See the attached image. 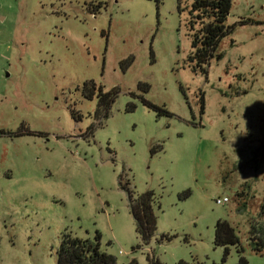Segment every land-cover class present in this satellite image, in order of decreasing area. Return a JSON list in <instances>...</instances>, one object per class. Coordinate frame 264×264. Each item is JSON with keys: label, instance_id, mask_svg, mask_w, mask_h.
Listing matches in <instances>:
<instances>
[{"label": "rangeland", "instance_id": "obj_1", "mask_svg": "<svg viewBox=\"0 0 264 264\" xmlns=\"http://www.w3.org/2000/svg\"><path fill=\"white\" fill-rule=\"evenodd\" d=\"M187 2L0 0V264H57L64 233L98 235L116 264H236L218 219L264 264V0H231L206 73ZM91 80L115 92L107 116ZM146 191L148 243L129 196Z\"/></svg>", "mask_w": 264, "mask_h": 264}, {"label": "trees", "instance_id": "obj_2", "mask_svg": "<svg viewBox=\"0 0 264 264\" xmlns=\"http://www.w3.org/2000/svg\"><path fill=\"white\" fill-rule=\"evenodd\" d=\"M158 3L159 0H156ZM231 8V0H188L179 11H186V23L190 30L192 51L187 60L194 72L206 73L210 59L215 55V50L220 40L231 31L227 24V18ZM220 54L215 57L220 58ZM84 96L92 98L97 92L98 114L106 115L115 98V92H104L101 86L94 81H86L83 84ZM203 99H201V110ZM107 116V115H106ZM185 196L188 191L184 192ZM130 196L131 211L135 221V229L143 242L148 243L154 236L157 217L153 206L155 196L152 191H146L137 197ZM251 236L252 249L261 254L264 251V229H253ZM167 238V237H165ZM169 239V238H167ZM214 243L223 248L224 258L229 254L231 246H236L238 260L236 264H249L243 254V248L239 245V238L234 227L225 219H218L214 226ZM57 264H116L115 257L99 247V236L95 241L81 239L67 233L62 234L57 252ZM129 264H137L131 260ZM150 264H159L152 258Z\"/></svg>", "mask_w": 264, "mask_h": 264}, {"label": "built area", "instance_id": "obj_3", "mask_svg": "<svg viewBox=\"0 0 264 264\" xmlns=\"http://www.w3.org/2000/svg\"><path fill=\"white\" fill-rule=\"evenodd\" d=\"M227 201H228V198L227 197H223L222 199H217L216 203L217 204H222L223 202H227Z\"/></svg>", "mask_w": 264, "mask_h": 264}]
</instances>
